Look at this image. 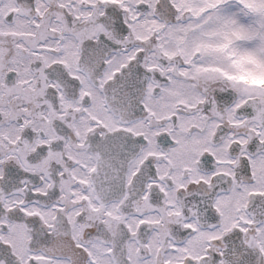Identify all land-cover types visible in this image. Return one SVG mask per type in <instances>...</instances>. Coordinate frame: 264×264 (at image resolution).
Instances as JSON below:
<instances>
[{
  "label": "snow or ice",
  "instance_id": "6c2138e0",
  "mask_svg": "<svg viewBox=\"0 0 264 264\" xmlns=\"http://www.w3.org/2000/svg\"><path fill=\"white\" fill-rule=\"evenodd\" d=\"M0 264H264V0H0Z\"/></svg>",
  "mask_w": 264,
  "mask_h": 264
}]
</instances>
